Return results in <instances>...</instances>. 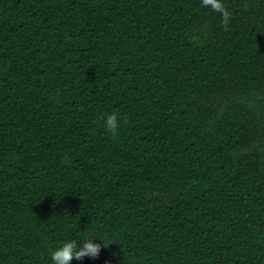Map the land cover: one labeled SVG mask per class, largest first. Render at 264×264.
Listing matches in <instances>:
<instances>
[{
    "label": "trees",
    "instance_id": "1",
    "mask_svg": "<svg viewBox=\"0 0 264 264\" xmlns=\"http://www.w3.org/2000/svg\"><path fill=\"white\" fill-rule=\"evenodd\" d=\"M223 3L0 0V264H264V0Z\"/></svg>",
    "mask_w": 264,
    "mask_h": 264
},
{
    "label": "clouds",
    "instance_id": "2",
    "mask_svg": "<svg viewBox=\"0 0 264 264\" xmlns=\"http://www.w3.org/2000/svg\"><path fill=\"white\" fill-rule=\"evenodd\" d=\"M202 7L209 8L212 12L220 14L222 27L225 31L229 28L231 12L225 7L223 0H201ZM127 122L126 120L124 121ZM121 118L118 113H111L105 119L106 130L115 137L119 131ZM98 236L88 232L78 244L76 241H68L59 248L51 252L52 264H72L75 259L82 261L86 257L97 259L103 247H107L100 239L101 243L94 242ZM115 255V254H114Z\"/></svg>",
    "mask_w": 264,
    "mask_h": 264
}]
</instances>
